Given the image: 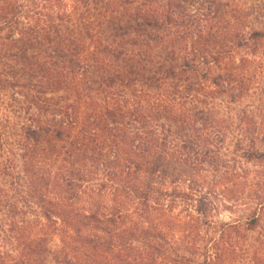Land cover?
Returning <instances> with one entry per match:
<instances>
[{"label": "trees", "instance_id": "obj_1", "mask_svg": "<svg viewBox=\"0 0 264 264\" xmlns=\"http://www.w3.org/2000/svg\"><path fill=\"white\" fill-rule=\"evenodd\" d=\"M262 80L264 0H0V264H264Z\"/></svg>", "mask_w": 264, "mask_h": 264}, {"label": "rangeland", "instance_id": "obj_2", "mask_svg": "<svg viewBox=\"0 0 264 264\" xmlns=\"http://www.w3.org/2000/svg\"><path fill=\"white\" fill-rule=\"evenodd\" d=\"M252 96H253V99L255 100L254 104L258 105L262 102L264 103V81L263 80H262V83H260V85L256 87ZM0 117H2V116L0 115ZM243 211H244L243 208H235L232 210V212L227 211V210H219L217 213V216H215V218L217 220H231L233 218H236V217L242 215ZM239 264H242V262ZM245 264H247V263H245Z\"/></svg>", "mask_w": 264, "mask_h": 264}]
</instances>
